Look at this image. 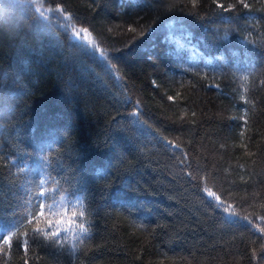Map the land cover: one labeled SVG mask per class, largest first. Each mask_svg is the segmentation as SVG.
Segmentation results:
<instances>
[{"label":"trees","instance_id":"1","mask_svg":"<svg viewBox=\"0 0 264 264\" xmlns=\"http://www.w3.org/2000/svg\"><path fill=\"white\" fill-rule=\"evenodd\" d=\"M245 2L0 0V264H264V0ZM41 210L62 244L26 252ZM74 211L88 234L47 222Z\"/></svg>","mask_w":264,"mask_h":264},{"label":"snow or ice","instance_id":"2","mask_svg":"<svg viewBox=\"0 0 264 264\" xmlns=\"http://www.w3.org/2000/svg\"><path fill=\"white\" fill-rule=\"evenodd\" d=\"M9 2L12 3V4L23 5L26 2V0H9ZM238 3H239V5H242V7L244 9H248V8L252 7V5L246 3L245 0H238ZM166 7L170 8L172 6L171 5H167ZM219 7L223 11L227 12L229 10V8L235 10L237 8V5L236 4H232V5L229 6V8H225V6L223 4H220ZM262 10H264V9H262ZM235 19L236 18H234V17L226 18V23H229V24L233 23V20H235ZM82 31L86 32L88 30L87 29H83ZM144 31H148V29H145ZM144 31L140 32L139 35L140 36H144ZM133 32H135V29H133ZM73 35L76 36V37H79L81 35V33L74 32ZM87 43H91L93 45V47H95V42L94 41H88ZM85 54H87V53H85ZM0 88H2V85H0ZM3 94H4L3 91H0V95H3ZM168 99L169 100H174L175 97L169 96ZM4 110L5 109L3 107H0V115H3ZM7 110H8V112L12 111V108H11L10 105L7 107ZM192 115L194 116L195 113H193ZM0 121H2V120H0ZM112 147L115 148V144H113ZM175 147L179 148V145H176ZM181 163H183V161H181ZM46 183H47V180L42 179L40 181V185H44ZM56 183H57V189L60 192L61 197L63 199V195H64V193L67 190L61 189L59 187V182L58 181ZM47 191H51V189L46 190L43 187H41L40 191L37 193L36 198L39 199L40 197L46 195ZM209 195L211 196L213 194L209 193ZM40 207L42 209L43 205H40ZM224 211L227 213L229 210H228L227 207H224ZM62 216L64 217L63 219L57 220L55 222H53L51 219H49L47 222L49 224H51L53 228H57L60 225H63V224L66 223L68 225L69 230H71L73 227H75L82 235H86V234L89 233L90 230H89L88 227L85 226L84 223L75 224V218L76 217H84L85 216V212L84 211H80V212H75L74 211V212L71 213V215H69L67 212H65V213H62ZM44 217H45V213L41 210L40 213H39V217H35L33 220L29 221L28 223H29V225L35 224L34 232L38 233V234H42L44 239L49 241V243L45 244L43 242V240H36L34 237H30L28 231L25 230L23 232L24 239L22 241V245H23V247H24L26 252L30 250L29 247H28L29 246V241H31L32 244H36L38 247L44 248V249H54L57 245L62 244V241L59 239V237L61 235L60 232H57V231H44L43 229H41L40 221L43 220ZM13 235H17L18 236V233H13ZM10 240H11V237H7V238H5L4 243L7 245ZM16 247L17 248L21 247L20 239H17ZM51 254L54 257V259L51 261V264H59V257H56L54 252H52ZM25 264H27V261H25Z\"/></svg>","mask_w":264,"mask_h":264}]
</instances>
